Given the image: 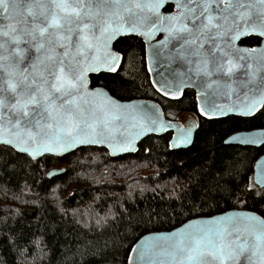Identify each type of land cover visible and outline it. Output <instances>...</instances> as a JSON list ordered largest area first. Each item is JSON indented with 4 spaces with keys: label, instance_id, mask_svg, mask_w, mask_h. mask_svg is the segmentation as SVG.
Masks as SVG:
<instances>
[{
    "label": "snow or ice",
    "instance_id": "6c2138e0",
    "mask_svg": "<svg viewBox=\"0 0 264 264\" xmlns=\"http://www.w3.org/2000/svg\"><path fill=\"white\" fill-rule=\"evenodd\" d=\"M129 37L147 55L164 96L176 100L195 89L199 113L209 120L264 109V0H0V177L11 180L58 149L106 145L123 152L141 134L173 127L154 104L121 105L91 87L93 73L116 71L113 42ZM252 38L257 43L249 46ZM176 131L172 146L192 143L190 120ZM217 152L206 147L169 207L178 202L191 211L249 194L252 185L233 183L236 163ZM39 226L59 231L55 221ZM22 235L0 233L21 254ZM155 239L166 246L146 240L139 259L147 264H264V218L255 213L193 221Z\"/></svg>",
    "mask_w": 264,
    "mask_h": 264
},
{
    "label": "trees",
    "instance_id": "16d2710c",
    "mask_svg": "<svg viewBox=\"0 0 264 264\" xmlns=\"http://www.w3.org/2000/svg\"><path fill=\"white\" fill-rule=\"evenodd\" d=\"M245 42L252 46L257 40ZM113 46L122 54L118 71L91 75L92 86H103L121 100H155L169 119L197 113L191 90L170 100L153 88L136 39L121 38ZM195 116L198 128L186 149H170L171 132H167L144 138L136 153L110 157L103 147H79L61 157L43 155L33 169L25 168L11 180L0 177V233L9 228L23 232L19 240L22 254L7 244V236H0V264H126L134 242L148 232L170 230L193 217L235 208L255 211L264 218V198L257 195L264 187L252 179L254 162L264 154V144L243 147L223 143L234 131L264 127V109L252 117L209 120ZM213 146L225 161L236 163L233 183L242 188L252 185L249 194L241 201H220L191 211L180 209L178 202L169 207L173 190L189 186L188 174L198 167L206 147ZM52 167H64L65 171L48 178ZM52 221L59 225L56 234L39 226Z\"/></svg>",
    "mask_w": 264,
    "mask_h": 264
},
{
    "label": "water",
    "instance_id": "95a60500",
    "mask_svg": "<svg viewBox=\"0 0 264 264\" xmlns=\"http://www.w3.org/2000/svg\"><path fill=\"white\" fill-rule=\"evenodd\" d=\"M115 42H113V45H114ZM253 46V45H252ZM114 48V47H113ZM116 55L119 57V59L117 60V65H116V71H118L120 65H121V61H122V54L119 53L118 51H116L114 49ZM145 56V63H146V70H147V73H148V76H149V80H150V83L152 84L153 88L157 91V85L154 84V81L155 80H158L159 77H157L155 75V73L153 71L150 70V64H149V61H148V58H147V55L144 54ZM115 72H104V73H115ZM98 73H93L92 75H96ZM91 87L93 88H97V89H103L105 91V94L108 96V97H111L114 101H116L117 103L121 104V105H156L161 113L163 114V119L170 122L173 127L172 128H168L166 129L165 131H162V132H159V133H155V134H141V137L138 138L135 142H134V147L133 149L131 150H125L123 152H121L118 148H108L106 145L105 146H100V145H85V146H80V147H86V146H97V147H103L105 148L107 151H108V155L110 157H119V156H122V155H125V154H131V153H136L138 151V145L139 143L144 139L146 138L147 136L149 135H156V136H160V135H163L167 132H171V136H170V139L168 141V146L170 149L172 150H177V149H186L188 147H190L194 141V137H195V133L197 131V128H198V125H197V122L195 120V118L193 116H188L184 121H179V120H175V119H169L165 116L164 114V111H163V108L162 106L155 100H152V99H147V98H140V97H136V98H131V99H127V100H121V99H118L116 97H114L113 95L110 94V92L103 86H99V85H95V86H92ZM186 89H189V90H192L194 92V96H195V101H196V107L197 105L199 104V101L197 100L196 98V90L195 89H192V88H186ZM185 89V90H186ZM160 95H162L163 97L165 98H168V99H172L171 97H166L163 95L162 92H159L157 91ZM181 97V96H180ZM179 97V98H180ZM96 103H104V101L101 99V98H97ZM217 103H227V101H224V100H218ZM197 112L198 114L200 115L199 113V110H198V107H197ZM259 111L255 112V114H257ZM252 115V116H254ZM202 116V115H200ZM227 116H239V117H252V116H242V115H238L236 113H229L228 115L226 116H221V117H218V118H215V119H220V118H225ZM204 117V116H202ZM206 119H208L207 117H204ZM191 121V124L193 126V133H192V143L190 144H187L185 146H180V147H174L172 146L173 144V138L175 136H177V131H176V126H186L187 125V122L188 121ZM258 140L260 141L259 143H256V144H253V143H242V141H245V140ZM224 141H228L229 143L228 144H225ZM223 143L225 145H238V146H252V147H260L261 145L264 144V127H258V128H252V129H248V130H238V131H234L232 133H230L229 135H227L224 140H223ZM79 147H75L73 148L72 150H69V151H64L62 154H60V150L58 149L57 150V153H53V154H43V155H52V156H56V157H61L63 155H66L76 149H78ZM43 155H39L37 157V159H40ZM65 171V168L64 167H52L50 168L48 171H47V174L46 176L48 178H52V177H55V176H58L60 174H62L63 172ZM264 176V154L260 155L254 162V165H253V175H252V179H253V183L255 185H257L258 187H264V184H261L259 181H260V178ZM229 212H245V213H255L257 216L263 218L261 215H259L258 213H256L255 211H252V210H249V209H246V208H235V209H230V210H227V211H224V212H221V213H216V214H213V215H209V216H197V217H193L187 221H185L184 223H182L181 225L173 228V229H170V230H162V231H152V232H148L142 236H140L135 242L134 244L132 245L130 251H129V254H128V257H127V262L126 264H147V258H145L144 261H141L139 259V249L141 247V245L143 243H145L146 240H149V239H153L155 243H158L159 245H161L162 247L163 246H166V242L163 241V240H159V239H155V238H159V237H164V236H167L177 230H180L182 229L185 225L189 224L190 222H193V221H197V220H206V219H209L211 217H215V216H219V215H222L224 213H229ZM135 249V251H134Z\"/></svg>",
    "mask_w": 264,
    "mask_h": 264
},
{
    "label": "rangeland",
    "instance_id": "374dc122",
    "mask_svg": "<svg viewBox=\"0 0 264 264\" xmlns=\"http://www.w3.org/2000/svg\"><path fill=\"white\" fill-rule=\"evenodd\" d=\"M188 116H194L196 118V116L194 115V113H182L180 115V117L178 118L179 121H184Z\"/></svg>",
    "mask_w": 264,
    "mask_h": 264
},
{
    "label": "flooded vegetation",
    "instance_id": "af4514ba",
    "mask_svg": "<svg viewBox=\"0 0 264 264\" xmlns=\"http://www.w3.org/2000/svg\"><path fill=\"white\" fill-rule=\"evenodd\" d=\"M114 47V46H113ZM144 54L145 53H143V56H144ZM144 63H145V56H144ZM145 68H146V63H145ZM147 71V70H146ZM192 91V90H191ZM159 94V93H158ZM192 94H193V98H194V100H195V96H194V92L192 91ZM160 95V94H159ZM162 96V95H161ZM163 97V96H162ZM163 98H165V97H163ZM165 99H168V98H165ZM170 100H173V99H170ZM196 102V101H195ZM196 111H197V107H196ZM195 114V113H194ZM196 114H198V112L196 113ZM195 114V115H196ZM194 117V116H193ZM195 118V117H194Z\"/></svg>",
    "mask_w": 264,
    "mask_h": 264
},
{
    "label": "bare ground",
    "instance_id": "6f19581e",
    "mask_svg": "<svg viewBox=\"0 0 264 264\" xmlns=\"http://www.w3.org/2000/svg\"><path fill=\"white\" fill-rule=\"evenodd\" d=\"M182 122V121H181Z\"/></svg>",
    "mask_w": 264,
    "mask_h": 264
}]
</instances>
